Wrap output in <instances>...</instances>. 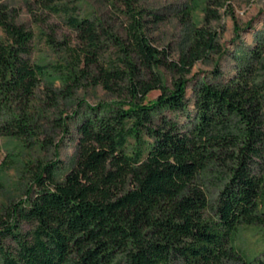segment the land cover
<instances>
[{
    "label": "trees",
    "instance_id": "1",
    "mask_svg": "<svg viewBox=\"0 0 264 264\" xmlns=\"http://www.w3.org/2000/svg\"><path fill=\"white\" fill-rule=\"evenodd\" d=\"M116 1L125 6L122 33L68 16L78 43L69 61L39 65L29 58L32 33L0 0V137L17 142L7 163L26 182L24 196L0 210V264H264V250L250 260L233 245L239 227L264 228L263 37L232 77L193 87L194 113L180 124L165 112H187V76L219 53L210 25L224 10L235 40L242 31L232 0L184 8L176 57L152 44L140 0ZM199 2L200 27L191 23ZM54 78L62 86L46 87L37 106L40 82ZM84 83L113 100L66 115L62 105ZM69 118L78 119L76 147L61 175L44 155Z\"/></svg>",
    "mask_w": 264,
    "mask_h": 264
},
{
    "label": "rangeland",
    "instance_id": "2",
    "mask_svg": "<svg viewBox=\"0 0 264 264\" xmlns=\"http://www.w3.org/2000/svg\"><path fill=\"white\" fill-rule=\"evenodd\" d=\"M192 0H140L138 7L146 15L147 35L152 44L159 50L166 49L171 57H176L182 48L186 37L187 26L184 18V8ZM7 7V12L14 17L17 24L23 25L32 33L30 61L39 65L63 64L69 61L67 50L75 48L78 44L75 33L67 24L68 16L88 17L101 19L109 28L122 33L121 26L127 22L125 6L119 1L111 0H1ZM231 6L242 28L239 37L234 38L233 24L230 17L220 11L221 19L210 26L219 34L220 51L212 54L208 60L198 62L187 76L189 83L186 92L187 112H165L168 118L186 124V115L192 116L193 87L200 81L221 82L232 77L239 65L240 58L245 57L247 50L252 48L258 37L264 39V0H232ZM202 3L191 12V23L202 26ZM0 39H4L0 31ZM51 41H53L51 43ZM69 47V48H68ZM167 75V85L171 84V77ZM53 86L60 88L61 82L43 79L37 90L35 104L45 102V88ZM159 95L158 91L148 94L145 102L154 101ZM114 97L105 93L100 87H92L84 83L77 90L73 99L62 109L66 115L75 111H82L84 104L95 106L106 103ZM77 118L68 119L67 132L54 134L53 148L44 155L46 160H58L59 173L66 174L72 167L76 147ZM53 145V146H54ZM17 142L0 137V210L10 203H16L24 196L26 182L22 181L16 162L7 163L8 158L17 151ZM54 150L55 153L54 154ZM15 159L17 157L12 156ZM4 168L1 167L3 161ZM210 200L214 197V189H209ZM233 245L239 253L247 259L258 257L264 250V228L255 226H241L233 236Z\"/></svg>",
    "mask_w": 264,
    "mask_h": 264
}]
</instances>
